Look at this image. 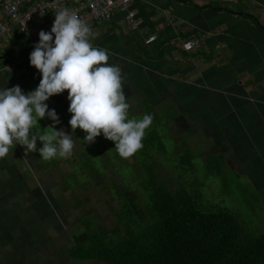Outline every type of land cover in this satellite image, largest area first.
<instances>
[{
  "label": "rangeland",
  "instance_id": "1",
  "mask_svg": "<svg viewBox=\"0 0 264 264\" xmlns=\"http://www.w3.org/2000/svg\"><path fill=\"white\" fill-rule=\"evenodd\" d=\"M193 1L211 3L212 0ZM231 1L233 0L225 3H235ZM242 3L245 5L241 7L242 9L249 8L248 10L254 16H260L264 21V0H242ZM157 18L155 17V20L151 22L156 24L159 20ZM142 25L144 26L145 22L141 21L140 27ZM130 28L128 21L123 23V32L128 33ZM198 28L203 30L204 38L201 41L191 42L192 45L186 49L205 47L209 53L211 47H215L213 66L209 68L200 65L198 67L201 72L206 70L223 72V64H220L222 61H219V57L225 53L226 49L233 52L236 48L235 55H239L237 51L240 53L239 49H241L244 54L240 60H238L240 56L237 60L234 58L233 62L231 60L234 67L240 64L246 65L256 52L264 58L262 52L264 39L249 21L238 16L227 15L216 21L210 29ZM119 32L116 30L115 34ZM137 32H132L131 35ZM97 34L90 38L91 43L94 47L106 49L109 54L108 63L121 69L124 89L125 83H131V75L126 65L131 64L138 70L143 67L144 62L137 57L134 60L127 58L124 49L120 48L121 44L116 40L118 35L107 33L105 29L99 33L114 39L111 40V49H107L105 41L95 40V37L99 35ZM115 40L118 42L117 45ZM251 44L255 46L253 51ZM23 48L26 53L30 51L29 45H24ZM198 67L195 66V73L190 72L193 75L187 73V75L190 74L193 82L199 80ZM166 69H168L167 66L162 69L164 83L159 92L161 97L158 99H153L155 96L151 93L148 95L135 90L132 97L127 93L128 91L125 93L128 95L126 101L130 105V117L142 118L145 114H150L155 121L159 114L167 116L170 114V120L163 126L166 134L162 136L161 141L155 140L149 143V145L161 147L160 150L155 151L157 154L154 156L160 164L156 168V173L157 170L162 172L163 179L168 181V188L172 191L186 188L190 193L201 198L204 205L234 210L239 216L245 234L251 238L260 236L264 233V181L262 182L261 179V177L264 179V166H255L252 161L245 166L228 164L229 160L234 161V159L232 154L227 152L229 151L228 143L222 141L226 139L228 135L226 130L231 124L222 122L226 125L224 128L223 124L216 120L206 123L200 120L196 115L198 108L188 106L187 102L189 95H195L193 98L198 96L193 90H187L188 94L185 96L186 92L182 91L180 101L176 103L171 86H177L182 81L183 74L175 76L172 73H166ZM36 71L34 68L30 71L35 74L33 76L32 73L28 78L29 83L16 84L25 94H27L26 87L27 90L29 89L28 92L33 91L42 79V77H35ZM20 77L18 76L17 80ZM174 77H176L175 80H173ZM132 78L134 79L133 76ZM25 79L27 78L23 81ZM253 79L252 76H246L242 78V82L251 85L255 82ZM210 85L212 90L221 91L220 80L213 79ZM52 97L46 103L49 110L55 109L61 120V123L56 126L57 130H64L72 135L73 155L68 159L56 158L45 161L39 152L26 154L23 146L16 145L7 157L0 159V249L5 252L7 244L12 243V238L15 236L19 240L22 231L25 234L35 230L34 234L39 237V240L33 241V248L42 251L48 249L51 252L50 258L55 261L54 264H104L97 261L71 260L68 248L73 243L72 236L91 228V225L85 222L86 218L91 219L96 227L109 235L115 232L125 234L127 232V222L123 218L125 203L129 204L132 210L134 206L145 208L148 196L141 187V182L150 180L151 177L146 167L142 166L136 158L139 151L129 159H123L115 150V143L106 139L103 133L92 144H87L84 140L87 134L83 130L78 128L73 133L69 124L72 114L68 111L70 106L68 92ZM144 99H148L152 107L144 106ZM52 124L53 121L47 117L39 121L42 130ZM153 128L152 124L146 130V134ZM155 128L162 133L160 124L156 123ZM225 131L226 135L221 139L220 136L225 134ZM42 146V143L37 141V148ZM186 152H191L195 156L193 166H181L182 156ZM85 160L89 166L84 164ZM185 167L189 170L184 171ZM126 191L131 193L136 205L129 202L130 200L124 195ZM22 240L26 242V239ZM6 253L8 256L5 258L3 255L2 258H11L15 254L10 250Z\"/></svg>",
  "mask_w": 264,
  "mask_h": 264
},
{
  "label": "trees",
  "instance_id": "2",
  "mask_svg": "<svg viewBox=\"0 0 264 264\" xmlns=\"http://www.w3.org/2000/svg\"><path fill=\"white\" fill-rule=\"evenodd\" d=\"M185 3L200 12L209 9L214 13L238 16L249 21L261 34L264 24L258 16L239 4L232 8L219 2L197 5L187 0H174ZM240 1V0H239ZM118 29L117 26L111 29ZM140 30L139 32H137ZM137 32L131 35L132 32ZM191 32L183 37L189 39ZM151 42L148 40L155 36ZM122 43L131 46L138 55L149 61H162L170 55L176 46L172 41L178 37L171 25L160 30L140 27L128 33L120 30ZM199 38V37H198ZM201 38V37H200ZM24 45H29L26 53ZM33 48L24 34L16 32L10 45L0 48V69L15 65L30 57ZM199 52L195 54L198 57ZM204 55V54H203ZM215 47L207 60L212 61ZM222 57V55H221ZM13 71L18 72L15 68ZM52 99H54L52 97ZM148 102V104H146ZM147 108L152 107L149 100L143 101ZM168 114V113H166ZM153 121L154 128L143 139V148L136 154L137 160L149 172L150 180L142 181L148 200L145 208L134 210L125 203L123 218L127 222L126 233L115 232L112 235L102 231L86 218L91 228L74 234L73 243L68 248L69 258L77 261H97L104 264H264V233L251 238L245 234L238 214L229 208L204 205L201 198L186 188L172 191L162 172L156 168L160 164L155 155L161 149L153 143L161 141L166 134L163 126L170 120V114H159ZM162 126V133L156 131L155 124ZM148 136V137H147ZM155 152V153H154ZM195 156L186 152L182 156L181 166H193ZM84 164L89 166L87 160ZM184 171L189 168H183ZM131 193L124 192L132 205H136Z\"/></svg>",
  "mask_w": 264,
  "mask_h": 264
},
{
  "label": "crops",
  "instance_id": "3",
  "mask_svg": "<svg viewBox=\"0 0 264 264\" xmlns=\"http://www.w3.org/2000/svg\"><path fill=\"white\" fill-rule=\"evenodd\" d=\"M187 1L200 6L210 4L199 3L198 1L195 2L193 0ZM226 1L228 0H212L211 3L219 2L224 6L232 8L234 6L238 7L240 2L243 5L242 0H233L231 2L235 3L232 4L228 2L225 3ZM135 7L138 10V18L141 19L142 23L145 22V25H142L143 27L160 30L167 25H171L174 33L176 32L178 37L172 41L176 46V50L170 55H167L162 61H149L138 55L131 46L122 43L120 32L119 34H115L116 30L120 31L123 23L126 22V14L117 13L110 24L104 25V27L100 28L97 32L98 34L102 33L105 29L107 33L118 35L116 40L121 44L120 48L122 47L124 49L125 55L129 60H134L137 57L144 62L143 67L138 70L134 69L131 64L126 65V68L129 71L128 73L131 75V83L128 82L130 85L128 83L124 84V86H126L123 89L124 94L128 91L127 93L132 97L135 94V90L137 92H143L144 94L151 93L155 96L153 99H158V97H161L159 92L163 88L164 83V72L162 69L167 66L168 69H166V73H172V75L175 76L177 74H183L182 81L179 82L177 86H171L174 91L173 96L176 98V103L180 101V93L182 91L186 92L184 94L185 96L188 94L187 90H193L198 96L193 98L195 95H189L188 100L189 98L190 100H187V102L188 106L192 105L198 108L196 115L200 120L204 123L216 120V122H220L221 125L223 124L224 128H226V125L222 122H225L227 125L231 124L226 130L228 135H226L225 131V134L220 136L222 139V137L226 135V139L222 142L228 143L229 151L227 150V152H230L234 159V161L232 159L229 160L228 164L231 166H245L249 161H252L255 166H264V58L256 52L253 55L254 57L247 62L248 65L240 64L239 66L234 67V64L232 63L234 58L237 60L240 56L238 59L240 60L244 54H242V50L239 48L240 53L237 51V54L239 55H235L236 48L233 52L226 49V51H224L225 53L222 54V57H219V61H222L220 64H223V66H221L224 68L220 69H222L223 72H220L219 70L216 72L213 70L210 72L209 70L201 72V69L199 68L200 65L201 67L202 65H205L210 68V66L214 64L213 61L215 57L212 61L207 60L214 46L211 47L209 53L205 47H198L197 49L194 47L192 50H186L183 46L187 42L193 43L196 40L201 41V39L204 38V33L203 30L198 27L210 29L213 24L215 25L216 21L221 20L222 17L227 16V14L214 13L209 9L200 12L185 3H180L174 0H136ZM155 17L159 18L156 24L151 22L155 20ZM258 17L264 24L263 18L260 16ZM114 25L117 26L118 29L112 31L111 29ZM188 32H191L190 34L193 33L194 35H191L189 39H186V37L183 36ZM154 35L156 36V34ZM260 37L264 39V34H260ZM95 40L105 41L107 49H111V40L114 39L109 35L103 36L99 34L95 37ZM116 40L114 42L117 45L118 42ZM254 47L255 46L252 45V51ZM198 52L200 55L195 57V54ZM262 52L264 53V51ZM195 66H199V76H197L199 80L197 82H193L190 79V74L193 75L190 72L192 71L195 73ZM15 68L18 69L17 73L13 71ZM33 68L36 69L34 66H31L30 59L28 58L15 63V65L0 69V88H11L16 86L17 83H29L28 78L32 73L33 76L35 74L34 72L30 73ZM187 73L190 74L187 75ZM36 75L37 76L35 77H42V74L38 70L36 71ZM18 76L21 77L17 80ZM246 76L254 77L253 81L255 82L251 85H246L242 82V78H245ZM24 78L27 79L23 81ZM175 78L176 77H174L173 80H175ZM194 79L195 78H193V80ZM213 79L221 81L222 85L220 92L211 89L210 84ZM34 81L35 80H33V82ZM33 82L30 83L33 84ZM251 82L252 80L250 83ZM26 91L27 93L29 91V89L27 90V87ZM126 96L128 95L125 94V97ZM145 100L148 99H144V101ZM261 179L263 182L264 179L262 177ZM34 231L35 230H30V232H25V234H23L22 232L24 231H22L19 240L17 236L12 238V243L7 244L6 246L7 250L15 253L11 258H2L3 255L6 258L8 254L6 253L7 250L3 252L0 249V264H54L55 261H52V258H50L51 252H49L48 249L42 251L33 248V241L38 242L39 240V237L34 234ZM21 238L26 239V242Z\"/></svg>",
  "mask_w": 264,
  "mask_h": 264
},
{
  "label": "clouds",
  "instance_id": "4",
  "mask_svg": "<svg viewBox=\"0 0 264 264\" xmlns=\"http://www.w3.org/2000/svg\"><path fill=\"white\" fill-rule=\"evenodd\" d=\"M92 35L91 27L67 8L55 13L51 32L40 31L29 57L31 66L42 74L38 87L27 94L19 85L0 88V159L16 145L23 146L26 154L39 152L45 161L73 155L72 135L57 130L61 120L46 103L65 91L72 132L83 130L87 144L103 133L123 159L143 148L153 117L129 116L121 69L108 63L106 49L93 46ZM46 117L53 124L42 130L39 121ZM37 141L43 146L37 148Z\"/></svg>",
  "mask_w": 264,
  "mask_h": 264
},
{
  "label": "built area",
  "instance_id": "5",
  "mask_svg": "<svg viewBox=\"0 0 264 264\" xmlns=\"http://www.w3.org/2000/svg\"><path fill=\"white\" fill-rule=\"evenodd\" d=\"M135 3L136 0H0V48L9 46L19 32L34 50L40 31L51 32L55 13L63 8L75 11L91 27L93 35L110 24L117 13L126 14L131 29H138L141 21ZM154 39L156 36L148 42ZM191 45L187 42L184 48Z\"/></svg>",
  "mask_w": 264,
  "mask_h": 264
}]
</instances>
